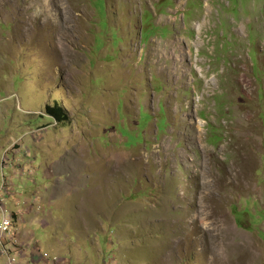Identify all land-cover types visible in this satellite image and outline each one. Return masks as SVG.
I'll list each match as a JSON object with an SVG mask.
<instances>
[{
  "label": "rangeland",
  "instance_id": "rangeland-1",
  "mask_svg": "<svg viewBox=\"0 0 264 264\" xmlns=\"http://www.w3.org/2000/svg\"><path fill=\"white\" fill-rule=\"evenodd\" d=\"M193 1L0 0V197L26 254L264 264V0Z\"/></svg>",
  "mask_w": 264,
  "mask_h": 264
},
{
  "label": "built area",
  "instance_id": "built-area-1",
  "mask_svg": "<svg viewBox=\"0 0 264 264\" xmlns=\"http://www.w3.org/2000/svg\"><path fill=\"white\" fill-rule=\"evenodd\" d=\"M3 184L0 185V191L3 189ZM0 246L1 252L7 257L9 264H59L62 259L51 252L34 249L33 253L26 254V247L21 243L14 231V214L10 212L2 203L0 197ZM16 253L21 259L18 261ZM27 256L29 258H27ZM61 264V263H60Z\"/></svg>",
  "mask_w": 264,
  "mask_h": 264
},
{
  "label": "trees",
  "instance_id": "trees-1",
  "mask_svg": "<svg viewBox=\"0 0 264 264\" xmlns=\"http://www.w3.org/2000/svg\"><path fill=\"white\" fill-rule=\"evenodd\" d=\"M193 3H194L193 0H188V5L190 7L193 6ZM143 20H144V17H143ZM146 21L148 22V19ZM46 111H47V114L50 115L51 117H53L55 120L64 121L67 119V114L63 110L62 106H59L58 104H53V105L47 104L46 105ZM160 111L162 112V117L159 119V121L161 120V123L159 125V121H157V126H158L159 130H162L163 127H165L167 125V116L165 115V110L163 107L160 108ZM131 136H132V134H131ZM132 141H130V142L132 143Z\"/></svg>",
  "mask_w": 264,
  "mask_h": 264
},
{
  "label": "crops",
  "instance_id": "crops-1",
  "mask_svg": "<svg viewBox=\"0 0 264 264\" xmlns=\"http://www.w3.org/2000/svg\"><path fill=\"white\" fill-rule=\"evenodd\" d=\"M44 223H45V221H43ZM19 235H20V237H19ZM16 236L20 239V238H24V239H20V242L21 243H24V244H26V246H29V244L27 243V242H24L25 241V239H26V236L24 235V234H22V233H19V232H16ZM27 241V240H26ZM34 247H35V245L33 246V250H34ZM31 253H33V252H31ZM30 253H28V255H29ZM30 256V255H29Z\"/></svg>",
  "mask_w": 264,
  "mask_h": 264
}]
</instances>
